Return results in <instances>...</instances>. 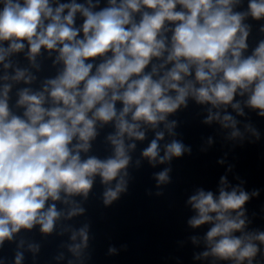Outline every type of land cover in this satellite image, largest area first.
I'll return each instance as SVG.
<instances>
[{"label":"clouds","instance_id":"9594fccd","mask_svg":"<svg viewBox=\"0 0 264 264\" xmlns=\"http://www.w3.org/2000/svg\"><path fill=\"white\" fill-rule=\"evenodd\" d=\"M240 3L107 0L100 7V0H0V65L5 70L0 76V246L22 229L39 225L41 233L51 234L61 219L83 214L72 198L86 199L97 176L111 185L103 193L104 204L118 199L126 191L129 153L136 148L126 141H143L148 129L161 124L174 134L176 122L168 117L187 107L189 98L211 105L205 123L219 121L232 129L233 138L241 133L226 109L244 114L237 95H247L245 105L264 117V40L245 55L250 26L244 23L248 17L264 20V0H248L245 11H236ZM25 49L37 70L42 50L56 53L53 63L62 68L40 90L18 91L15 107L23 111L17 114L9 104L13 83L36 80L28 68L14 67L10 60ZM222 108L223 115L212 111ZM108 124L115 129L107 136L112 154L105 159L82 156L90 151L97 127ZM164 135L156 131L142 152L152 164L190 151L173 140L161 156ZM169 171L159 172L157 181L168 182ZM221 185L218 196L198 190L189 198L196 215L188 223L193 228L211 225L204 257L253 264L264 232L245 231L249 194L226 190L225 178ZM57 202L70 207L58 209ZM78 236L81 242L75 243ZM88 238V225L72 231L69 251L79 258ZM22 259L17 252L15 264Z\"/></svg>","mask_w":264,"mask_h":264}]
</instances>
